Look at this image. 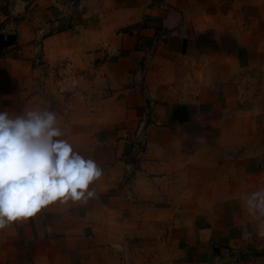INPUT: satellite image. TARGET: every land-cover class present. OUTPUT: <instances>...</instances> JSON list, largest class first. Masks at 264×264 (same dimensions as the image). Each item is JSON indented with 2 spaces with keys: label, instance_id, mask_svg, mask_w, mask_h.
<instances>
[{
  "label": "crops",
  "instance_id": "obj_1",
  "mask_svg": "<svg viewBox=\"0 0 264 264\" xmlns=\"http://www.w3.org/2000/svg\"><path fill=\"white\" fill-rule=\"evenodd\" d=\"M231 7L0 0V112H54L104 173L0 231V264H264V0Z\"/></svg>",
  "mask_w": 264,
  "mask_h": 264
},
{
  "label": "clouds",
  "instance_id": "obj_2",
  "mask_svg": "<svg viewBox=\"0 0 264 264\" xmlns=\"http://www.w3.org/2000/svg\"><path fill=\"white\" fill-rule=\"evenodd\" d=\"M62 136L50 110L14 117L0 112V231L36 217L49 205L87 204L96 198L92 186L103 169ZM243 206L252 217L264 218V189L244 196ZM258 235L264 238V224Z\"/></svg>",
  "mask_w": 264,
  "mask_h": 264
},
{
  "label": "built area",
  "instance_id": "obj_3",
  "mask_svg": "<svg viewBox=\"0 0 264 264\" xmlns=\"http://www.w3.org/2000/svg\"><path fill=\"white\" fill-rule=\"evenodd\" d=\"M56 74L58 77V91L60 94L71 95L80 87L81 81L76 76L63 73L60 74L59 70H56Z\"/></svg>",
  "mask_w": 264,
  "mask_h": 264
},
{
  "label": "rangeland",
  "instance_id": "obj_4",
  "mask_svg": "<svg viewBox=\"0 0 264 264\" xmlns=\"http://www.w3.org/2000/svg\"><path fill=\"white\" fill-rule=\"evenodd\" d=\"M223 2H224V5H226V6H228V8H232L231 6L232 5H235V4H237V3H239V4H246L247 2H248V0H222ZM57 81H58V78H57ZM57 87H58V84H57ZM58 90H59V88H58ZM59 92V91H58ZM73 94V93H72ZM71 94V95H72ZM66 95V94H65ZM70 95V96H71ZM74 97H75V95H74Z\"/></svg>",
  "mask_w": 264,
  "mask_h": 264
}]
</instances>
